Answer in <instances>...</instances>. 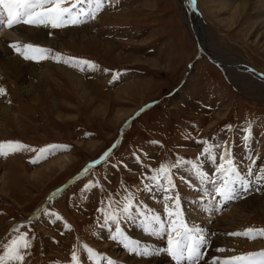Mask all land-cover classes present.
<instances>
[{
  "label": "rangeland",
  "instance_id": "374dc122",
  "mask_svg": "<svg viewBox=\"0 0 264 264\" xmlns=\"http://www.w3.org/2000/svg\"><path fill=\"white\" fill-rule=\"evenodd\" d=\"M249 1L257 0H195V12L214 50L264 75V11L249 10L250 15L236 18ZM103 3L96 18L86 23L58 29L29 26L45 31L32 45L61 54L60 60H30L36 70L19 81L0 73V88L4 89L0 94V142L29 146L0 154V256L13 239L26 233L31 248L24 250L23 264H70L73 251L81 258L80 264H89L84 245L114 264H175L164 251L167 238H157L158 243L151 240L141 217L122 220L121 227L141 249L152 250L148 255L128 249L122 252L123 245L109 238L113 226L102 227L104 214L98 209L111 210L132 194L141 210L164 216V193L145 177L154 175L161 163L196 160L205 147L200 141H208L212 157L222 152L227 141L251 184L227 208L220 203L222 210L210 216L208 226L203 224L210 244L201 264H210L213 257L264 250V237L250 240L228 235L248 228L264 229V212L241 209V216L227 230L223 218L217 227L213 222L249 197L264 200V179L260 178L264 176V81L250 79L230 65L217 67L203 52L197 53L183 0ZM256 6L259 10L260 5ZM69 56L91 61L95 67L70 66L63 62ZM60 69L75 75L80 83H71ZM41 71L48 80L38 82L36 75ZM29 86L30 90L21 92ZM3 107L10 114L2 113ZM14 115L15 123L10 120ZM53 144L67 147L32 162L36 152L30 149ZM61 155L68 159L48 164ZM249 156L256 161L251 176L247 174ZM95 161L99 163L89 169ZM216 163L207 156L199 160L204 173L213 177ZM173 179L181 207L189 214L185 220L199 228L189 212V201L205 198L207 191L200 188L189 165L173 170ZM67 182L71 184L49 197ZM146 186L159 193L158 200L147 195ZM193 186L199 189L195 193ZM198 211L205 213L201 208ZM215 237L222 239L220 245L211 243Z\"/></svg>",
  "mask_w": 264,
  "mask_h": 264
},
{
  "label": "snow or ice",
  "instance_id": "6c2138e0",
  "mask_svg": "<svg viewBox=\"0 0 264 264\" xmlns=\"http://www.w3.org/2000/svg\"><path fill=\"white\" fill-rule=\"evenodd\" d=\"M83 5H87V9ZM103 7V0H0V28L11 29L20 24L51 27L52 29L79 25L86 23L87 19H95ZM9 47L16 50L26 60L39 61L48 58L60 60L62 58L59 53L51 54V49L34 46L30 43L24 44L22 47L13 43ZM63 62L70 66H79L80 70H84L83 66L85 65L88 68L95 67L91 61L71 56L64 58ZM3 93L4 89L0 88V94ZM249 138L250 133L244 137L245 141ZM199 143L204 144L205 147L196 160L179 158L172 164L161 163L159 168L153 170L154 175L145 177L151 179L153 186L160 188L164 193L162 197L164 216L156 212L141 210V206L133 202L134 195L132 194L126 196L123 203L117 201L115 205L111 206V210L98 209L104 214L102 227L113 226V230L109 233L111 240L122 244L125 249L136 254L148 255L149 250L141 249L138 241L130 240L121 227L122 220L133 221L137 217H141L142 228L146 233L151 236H166L167 247L164 251L175 264H201L202 261H205L210 241L202 230L194 225H189L185 220L181 207V196L176 190L177 185L173 179V170H178L182 165H189L201 184L212 186L207 195L211 196L213 200L219 197L224 202L237 198L242 192H247L251 184L237 165L227 141H224L223 150L217 157H212V148L207 146L208 141ZM28 147L17 141L0 142V154L7 155L10 151L14 152ZM66 147L53 144L39 149H30L36 152V158L32 162H38L40 157L47 158V155L54 154L56 150H64ZM215 147L219 148L221 145H215ZM106 156H108L107 152L104 154V157ZM205 156L217 161L214 177L205 174L200 167L199 160ZM249 159L251 163L248 165L247 174L251 176L256 161L251 156ZM96 163L99 161L89 165V169ZM84 171L86 172L88 169ZM260 178L264 179V176ZM146 190L151 191V188L146 186ZM57 219L60 217L57 216ZM228 235L242 236L251 240L264 237V229L248 228L242 232L229 233ZM6 247L7 251L3 256H0V264H10V262L23 264L27 254L24 250L31 248V242L27 239V234L22 233ZM83 249L86 253L84 258L89 261V264H101V261H106V264H114L113 260L103 257L87 245H84ZM217 251L223 252L225 249H217ZM80 260L81 258L73 251L70 264H80ZM210 264H264V250L224 258L213 257Z\"/></svg>",
  "mask_w": 264,
  "mask_h": 264
},
{
  "label": "bare ground",
  "instance_id": "6f19581e",
  "mask_svg": "<svg viewBox=\"0 0 264 264\" xmlns=\"http://www.w3.org/2000/svg\"><path fill=\"white\" fill-rule=\"evenodd\" d=\"M183 2L185 4L184 16L187 19V25L191 33L193 34V36L197 39L201 52H203L206 56H208L210 60L213 61V63L215 62L216 64H218L219 67H222L223 69L227 68L230 65L231 67L241 69L244 73H246L247 77H249L250 79L264 81V78L260 77V75L258 73H255L254 70L249 69L248 65H242V63L237 62V60L232 59V57L223 56L221 55V53L214 50L210 45L211 43H210V40L208 39V35L203 29L201 18L198 15V13L194 11L190 0H183ZM260 2H261L260 0H257L254 2L249 1V3L244 4L242 7V10L236 16V18L239 20L240 18L244 16L250 15L251 13H249V10L255 11V12L264 11V5ZM256 4L260 5L259 10L257 9ZM44 35H45V31L43 29L29 28V25L27 26L23 24L15 25L11 29L0 28V73L3 72L4 74H7L9 77L14 78L15 80L19 81L20 77L26 75L27 72L32 73L33 71H35L36 69L30 63V60H28V62H24L26 59H24L23 56L20 55L12 47H9V45L13 43H17L22 47L24 44H29V43L34 44L33 41L35 38L43 37ZM89 39L93 40V36H91ZM11 53H15V56L11 55ZM60 70H61L60 71L61 73L65 74L69 78V81L71 83H75V84L80 83L78 82V78L72 73L65 71V69L64 70L60 69ZM36 76L38 78V82H44L48 78L47 73L44 71L43 72L41 71ZM30 88L31 87L29 86L27 88L26 87L21 88L20 90L23 93V92H26L27 90H30ZM122 91L126 92L125 88ZM9 111L10 109H7L5 107L1 108V112L6 115L10 114ZM10 120L13 123H15L16 116L15 115L12 116ZM119 120L120 118L119 119L117 118L115 120V123L118 124ZM67 159H68V156L61 155L55 158L52 162L50 161L48 164L50 166L57 165ZM35 178L36 177L34 176L31 177V179H35ZM187 180H189V178ZM198 185L200 186L202 190L207 191V192L210 191V189L212 188L210 184H201L199 182ZM207 192H204V193H207ZM151 194L153 195L154 199H157V197L159 198V193L157 191L152 190ZM215 200L216 201L212 202V200H210L209 198L202 199L201 197H199L195 199V201H193L192 204L190 201L191 207L189 206L190 207L189 212L195 219H197V223L200 224V227H199L200 230H206L204 229V225L206 224L208 226V222H210L209 220L212 219L210 218V216L215 212L214 210L216 209L220 210L221 208L220 203L224 202L219 197L216 198ZM228 202H225L226 203L225 206L228 204ZM200 208L205 212L202 215L200 214V211H198V209ZM241 209H246L248 211H254V212H257V211L264 212V200H262L258 196H252V197H249L245 201L238 202L237 204L231 206L230 209H228L223 214V216L218 217V218L216 217V219H214L215 220L213 221L214 227L218 226L217 221H219V224H221L220 219L223 218L224 219L223 223H226L228 225V226H225V229L227 230L228 228H230V226L234 224V221L236 220V218L241 216V214H239ZM160 241H163V240H160ZM221 241H222L221 238L215 237L213 240H211V243L213 242L214 244L220 245ZM255 246L256 244L253 245V247ZM157 261H161L160 258Z\"/></svg>",
  "mask_w": 264,
  "mask_h": 264
},
{
  "label": "water",
  "instance_id": "95a60500",
  "mask_svg": "<svg viewBox=\"0 0 264 264\" xmlns=\"http://www.w3.org/2000/svg\"><path fill=\"white\" fill-rule=\"evenodd\" d=\"M190 2H191V5L193 6V9H194V11H196L195 10V7H194V0H190ZM194 40H195V43H196V47H197V51L199 52V53H202L201 51H200V48H199V46H198V42H197V40L194 38ZM208 57V56H207ZM209 58V57H208ZM210 59V58H209ZM213 62V61H212ZM215 63V62H214ZM216 64V63H215ZM216 65H218V64H216ZM249 69H251L250 67H249ZM258 73V72H257ZM259 75H260V77H263L264 78V75H262V74H260V73H258Z\"/></svg>",
  "mask_w": 264,
  "mask_h": 264
}]
</instances>
